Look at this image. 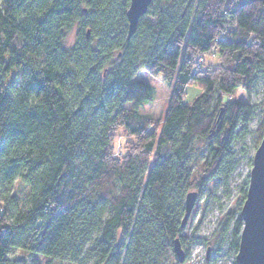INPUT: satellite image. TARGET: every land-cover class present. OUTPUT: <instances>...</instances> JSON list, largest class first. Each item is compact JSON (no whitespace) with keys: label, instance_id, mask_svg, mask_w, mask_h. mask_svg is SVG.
Returning <instances> with one entry per match:
<instances>
[{"label":"trees","instance_id":"obj_1","mask_svg":"<svg viewBox=\"0 0 264 264\" xmlns=\"http://www.w3.org/2000/svg\"><path fill=\"white\" fill-rule=\"evenodd\" d=\"M129 2L0 0V264H164L188 191L228 182L258 108L261 141L264 0H151L127 38ZM140 70L170 87L156 125Z\"/></svg>","mask_w":264,"mask_h":264},{"label":"rangeland","instance_id":"obj_2","mask_svg":"<svg viewBox=\"0 0 264 264\" xmlns=\"http://www.w3.org/2000/svg\"><path fill=\"white\" fill-rule=\"evenodd\" d=\"M74 31L67 38V45L74 43ZM205 62L215 63L214 59L206 58ZM135 80L148 84L152 89L151 100L142 105L138 112L148 115L154 125H156L164 116L168 106L170 95L169 85L163 81L162 76H150L144 70H140L134 76ZM186 101H190L199 94V90L193 86L186 88ZM264 100V86L259 85L252 95L251 102L257 104ZM230 101L246 102L245 94L242 90L235 91ZM260 110L257 109L256 116L250 124L251 134L243 141L236 142L233 150L237 153L238 166L230 176L228 182L223 184L221 181H213L198 194L197 190L191 189L188 192H197L196 202L190 213L188 221L183 228L182 248L189 251L188 257L183 264H232L236 255L228 247L231 241V231L233 224L237 220L242 206L241 190L245 179L248 178L251 170L252 157L255 137L253 133L260 122ZM127 138L121 132H117L114 140L115 154H123ZM205 155L201 157V162L193 167L194 174L199 164L202 163ZM251 161V162H250ZM226 228V229H225ZM225 230V235L224 234ZM18 255V254H17ZM175 256L170 251L165 258L164 264H175Z\"/></svg>","mask_w":264,"mask_h":264},{"label":"water","instance_id":"obj_3","mask_svg":"<svg viewBox=\"0 0 264 264\" xmlns=\"http://www.w3.org/2000/svg\"><path fill=\"white\" fill-rule=\"evenodd\" d=\"M150 3L151 0H130L126 11L127 38H130L134 33L139 18L145 15ZM196 198V192H189L185 197L181 229L188 221ZM239 217L242 227L234 263L264 264V132L252 157L248 185ZM173 252L177 261L183 263L185 256L178 238L173 242Z\"/></svg>","mask_w":264,"mask_h":264}]
</instances>
